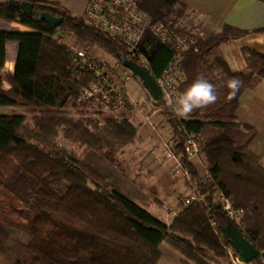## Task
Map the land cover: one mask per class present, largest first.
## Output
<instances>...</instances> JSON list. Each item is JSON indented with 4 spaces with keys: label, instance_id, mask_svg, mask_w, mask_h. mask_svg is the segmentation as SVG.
Segmentation results:
<instances>
[{
    "label": "trees",
    "instance_id": "1",
    "mask_svg": "<svg viewBox=\"0 0 264 264\" xmlns=\"http://www.w3.org/2000/svg\"><path fill=\"white\" fill-rule=\"evenodd\" d=\"M17 1L32 4L31 15L0 0V20L6 24L0 28V107L23 111L0 115V264H159L162 243L181 255L180 264H209L210 255L225 258V248H231L222 234L230 222L212 201V186L244 211L241 223L232 225L264 252V169L250 149L253 127L236 117L241 94L264 80V54L241 48L243 72L231 70L222 56L211 55L214 48L245 32L223 26L218 33L201 37L184 26L188 14L176 0H135L152 23L162 22L168 30L192 35L194 43L181 54L180 93L202 76L218 96L215 103L195 109L186 118L166 114V123L178 139L176 153H181L182 141L190 135L211 176V182L199 189L207 194L205 202L186 207L166 223L56 143L61 134L85 151L114 161L119 151L134 143L136 129L126 119H108L100 126L83 116L85 105L78 98L89 77L77 76L72 64L75 51L54 36L59 31L86 46H97L114 61L125 54L129 60L143 62L155 79L165 72L174 51L149 30L137 48L129 50L57 1ZM39 12L61 18V25L51 28L36 22L34 14ZM11 23L33 32H18L7 27ZM8 43L17 46L15 68L12 75H2ZM231 79L241 84L229 98ZM3 81L8 90H3ZM72 111L77 117H71ZM25 113L30 126L23 135ZM181 162L192 178H201L203 169L195 161L181 156Z\"/></svg>",
    "mask_w": 264,
    "mask_h": 264
},
{
    "label": "built area",
    "instance_id": "2",
    "mask_svg": "<svg viewBox=\"0 0 264 264\" xmlns=\"http://www.w3.org/2000/svg\"><path fill=\"white\" fill-rule=\"evenodd\" d=\"M82 16L86 23L99 28L110 39L123 44L129 50L137 48L146 30L172 49L173 59L156 82L163 94L159 102L165 106H171L170 101L175 102L181 94L178 89L179 85L184 81V74L179 66L181 54L194 43L191 34L168 30L162 22L152 23L151 18L139 10L135 0H87ZM187 29L191 33L196 32L192 24ZM88 48L89 46L76 50L72 58L73 69L77 76L87 75L89 77L86 86L80 91L79 103L90 109L108 112H118L123 110L127 104H133L127 89V83L133 79L131 72L119 61L92 57L88 53ZM138 64L144 65L143 62ZM165 136L167 137L161 140L162 155L166 160L173 162L172 175L180 173L187 182L186 189L172 196L166 204L170 215L175 216L188 206L201 205L205 202L207 194L199 189L204 182H211V176L201 162L197 142L190 135H186L183 139L179 154L175 149L178 139L173 136L172 131L170 130V133ZM181 156H184L187 161H195L202 167L203 175L199 180L192 178L189 170L183 166ZM212 190V201L221 207L230 223L239 225L244 211L234 208L229 199L216 186H212ZM228 255L232 264H243L238 261L233 250H228ZM255 262L264 264L263 251H259L258 257L249 264Z\"/></svg>",
    "mask_w": 264,
    "mask_h": 264
},
{
    "label": "rangeland",
    "instance_id": "3",
    "mask_svg": "<svg viewBox=\"0 0 264 264\" xmlns=\"http://www.w3.org/2000/svg\"><path fill=\"white\" fill-rule=\"evenodd\" d=\"M64 1L73 2L72 11L74 13L81 12V0ZM54 39L58 43L66 45L72 52L87 47L85 44L59 31L55 34ZM219 52L220 50L214 49L211 55L215 56ZM88 53L94 58L111 60L97 46L89 47ZM127 89L133 104H127L123 110L118 112L100 111L98 109L83 107V116L91 118L100 126L105 124V121L108 119L117 122H121L124 119L130 121L136 129V137L132 145H127L124 148L128 149L134 145L139 151L137 149L134 151L136 153L129 152L127 155L122 150L115 155L114 161H107L95 152L85 151L77 143L66 141L61 134L56 138V143L59 146L65 147L68 152L75 153L79 159L86 161L105 177L115 189L142 207L149 214L160 220H167L169 222L173 216L167 210L166 204H168L172 196L183 192L187 186V182L180 173L172 175L173 170L171 168L173 162L166 160L162 155L161 140L166 138L167 136L165 135L170 133L171 130L170 126L166 123L168 118L166 114L174 111L172 110V106H165L159 101H153L141 83L135 78L127 83ZM11 109L12 112L23 113L22 109ZM1 113L9 112L2 111ZM71 113V117H77L73 114V111ZM25 116L27 124L23 129V135L29 132L30 126V116L26 113ZM175 116L177 115L175 114ZM144 155H146V161L142 159ZM201 162L206 167L203 156H201ZM198 167L201 171L202 167L200 165ZM10 233L15 239H21L19 233L15 231H11ZM160 249L163 254L161 264H164L166 260L169 261V264H178L174 259L175 255L172 256V254H175L174 251L166 243H163ZM228 250L232 249L225 248L227 254L225 258L210 255L209 264H232ZM253 264H257V262Z\"/></svg>",
    "mask_w": 264,
    "mask_h": 264
},
{
    "label": "crops",
    "instance_id": "4",
    "mask_svg": "<svg viewBox=\"0 0 264 264\" xmlns=\"http://www.w3.org/2000/svg\"><path fill=\"white\" fill-rule=\"evenodd\" d=\"M45 1H57L76 16L83 13V9L87 2V0H81V12L74 13L72 11L73 2L70 3L69 1L64 0ZM176 1L179 5L186 9L188 14V18L183 23L184 26L189 27L192 24L195 31L201 37H208L211 34L218 33L223 26H229L245 32L243 36L237 39H231L226 43L214 48L220 50V52L215 56H222L228 63L231 70L236 72L245 71V62L241 54V48L243 47H251L256 52L264 54V0ZM5 27L6 24L0 20V28ZM7 27L14 28L21 33L33 32L29 28L16 23H11ZM16 57V44L8 43L6 45V60L1 71L2 75L13 74ZM2 88L3 90H8L9 84L6 81H3ZM2 111H7L9 113L3 114L1 113ZM12 113L13 112L10 107H0V115H10ZM236 117L239 122L253 127L255 131V137L250 145V148L259 157L260 164L264 169V80L258 82V84L253 89L246 90L241 94L238 99ZM137 149L138 148L133 145L128 149L124 148L123 151L128 155L129 152H134ZM142 159L143 161H146V155H144ZM162 221L166 223L170 222L167 220ZM170 249L172 248L170 247ZM173 251L175 254H172V256L175 255L174 259L178 264H180L181 255L175 250ZM162 258L163 254L161 251L159 264H161ZM164 264H169V261H164Z\"/></svg>",
    "mask_w": 264,
    "mask_h": 264
},
{
    "label": "water",
    "instance_id": "5",
    "mask_svg": "<svg viewBox=\"0 0 264 264\" xmlns=\"http://www.w3.org/2000/svg\"><path fill=\"white\" fill-rule=\"evenodd\" d=\"M7 6L20 9L21 12L25 15H31L33 9V5L29 2H20L17 0H8ZM34 20L36 22L43 21L51 28L59 27L62 22L61 18L54 17L46 12L35 13ZM118 61L124 68L128 69L135 78H137V80L141 83L142 87L147 91L153 101L158 102L162 100L163 94L161 88L159 87L156 79L151 75L147 67L129 60L125 54L119 55ZM222 234L224 238L228 240V243L231 249L235 252L239 262L243 264H249L258 257V249H256L243 236L242 232L232 225V223H228L225 226V228L222 230Z\"/></svg>",
    "mask_w": 264,
    "mask_h": 264
},
{
    "label": "clouds",
    "instance_id": "6",
    "mask_svg": "<svg viewBox=\"0 0 264 264\" xmlns=\"http://www.w3.org/2000/svg\"><path fill=\"white\" fill-rule=\"evenodd\" d=\"M240 84L241 82L237 79H231L228 81L227 86L231 90L229 98L236 95ZM217 99L218 96L214 85L204 77L200 76L176 98L174 103L171 101L169 103L177 116L186 118L195 109L203 108L215 103Z\"/></svg>",
    "mask_w": 264,
    "mask_h": 264
}]
</instances>
